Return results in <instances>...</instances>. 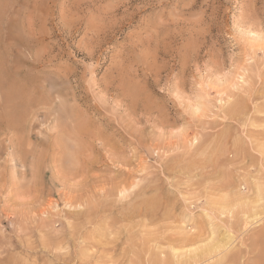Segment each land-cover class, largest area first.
<instances>
[{
  "label": "rangeland",
  "instance_id": "obj_1",
  "mask_svg": "<svg viewBox=\"0 0 264 264\" xmlns=\"http://www.w3.org/2000/svg\"><path fill=\"white\" fill-rule=\"evenodd\" d=\"M262 90L264 0H0V264H264Z\"/></svg>",
  "mask_w": 264,
  "mask_h": 264
},
{
  "label": "bare ground",
  "instance_id": "obj_2",
  "mask_svg": "<svg viewBox=\"0 0 264 264\" xmlns=\"http://www.w3.org/2000/svg\"><path fill=\"white\" fill-rule=\"evenodd\" d=\"M261 46V45H260ZM262 49V48H261ZM258 60V59H257ZM261 82V81H260ZM262 92H264L263 90H262ZM230 101V100H229ZM242 106V104H237L235 107H231L230 108V113L232 114V115H235L238 111H239V109H240V107ZM263 114V113H262ZM260 115V114H259ZM261 122V121H260ZM263 122V121H262ZM261 122V123H262ZM260 124V123H259ZM258 124V125H259ZM263 127V126H262ZM228 133V132H227ZM262 136H263V134H262ZM260 139V138H259ZM262 155V154H261ZM255 186H257V187H259V188H255V186H254V188H255V190H257L258 191V193H257V195H260V193L262 192L261 190L262 189H264V188H260V186H258V184H254ZM260 185V184H259ZM262 186V185H261ZM120 189V188H119ZM126 191V190H125ZM264 191V190H263ZM108 192H109V190H108ZM119 195V194H118ZM237 195V194H236ZM239 195V194H238ZM242 195V194H241ZM241 195H240V197H241ZM261 195H264V194H261ZM124 196V195H123ZM234 196V195H233ZM233 196H231V198H233ZM245 196H247V195H245ZM235 197V196H234ZM239 196H238V198H237V196H236V200L235 201H233V203H232V201H231V204L230 203H227V204H229V205H237V204H240V203H242L241 201H240V198ZM257 197H259L260 198V196H257ZM257 197H255L256 199H259V198H257ZM225 199V198H224ZM235 199V198H234ZM234 199H231V200H234ZM244 199V198H243ZM256 199H255V202H257L256 201ZM264 199V198H263ZM262 199V200H263ZM228 200H230V199H228ZM259 201V200H258ZM248 202H249V200H248ZM251 202H252V200H251ZM80 204V203H79ZM226 203H224V205H225ZM245 204V203H244ZM248 204V203H247ZM260 205V204H259ZM258 205V206H259ZM242 207H243V205H241ZM225 207H226V205H225ZM241 207V208H242ZM255 207H256V205H255ZM257 208V207H256ZM255 208V209H256ZM250 209V208H249ZM242 210V209H241ZM246 210V209H245ZM243 211V210H242ZM258 211L259 210H257V213H253L252 211H251V213L252 214H258ZM140 212V211H139ZM259 213H261V212H259ZM136 214V213H135ZM246 215H248V212H244V215L243 216H245L246 217ZM256 215H253V216H256ZM250 216H251V214H250ZM249 216V217H250ZM258 217V216H257ZM251 218V217H250ZM255 218V217H254ZM258 219V218H257ZM258 220H260V218L258 219ZM256 221V223L257 222H259V221ZM247 222H249V221H247ZM252 223V222H251ZM247 227V226H246ZM184 233V232H183ZM182 233V237L181 238H179V240L182 242V244H188L189 242H195V241H198V240H200V236H196L195 238H193V237H191L190 236V234H183ZM199 234H200V232H199ZM201 235V234H200ZM214 238V237H213ZM227 238V237H226ZM177 239V238H176ZM175 240V239H174ZM202 240V239H201ZM176 241V240H175ZM178 241V240H177ZM219 241V240H218ZM199 242V241H198ZM197 242V243H198ZM192 244V249H190L189 251H186V252H179L174 246H173V249H172V254L171 255H169L168 257H167V253L166 252H163L162 254H160L159 256H155V258L153 259V264H203L204 262H206L207 260H209L210 261V259L212 260V259H214V256L216 255H220V254H222L225 250H228L229 249V247L227 246V245H229L228 243H227V245L226 244H224V243H220V242H217V244L216 245H214V246H216V247H214V246H205V247H202V248H198V247H196V249H194L193 248V243H191ZM191 244H190V246H191ZM208 244V243H207ZM230 247H231V245H230ZM178 248V247H177ZM180 248V247H179ZM181 250V249H180ZM183 250V249H182ZM193 253V254H192ZM213 253H216L215 255H213ZM184 257V258H180V257ZM236 257V256H235ZM234 258V256H231V254L229 253V251L228 252H226V253H223L221 256H219L218 258H216L215 259V261L213 262H210V264H222V263H224V262H226V261H228V260H231V259H233ZM237 258V257H236ZM234 260V259H233ZM208 262V261H207ZM234 263V262H233ZM227 264V263H226ZM231 264V263H230ZM236 264V263H235Z\"/></svg>",
  "mask_w": 264,
  "mask_h": 264
}]
</instances>
